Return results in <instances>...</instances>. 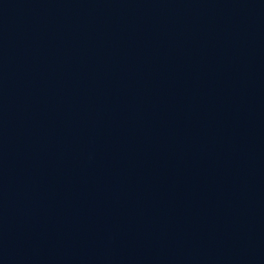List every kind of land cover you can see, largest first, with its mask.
<instances>
[{"label": "water", "instance_id": "obj_1", "mask_svg": "<svg viewBox=\"0 0 264 264\" xmlns=\"http://www.w3.org/2000/svg\"><path fill=\"white\" fill-rule=\"evenodd\" d=\"M0 264H264V0H0Z\"/></svg>", "mask_w": 264, "mask_h": 264}]
</instances>
